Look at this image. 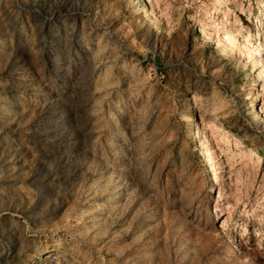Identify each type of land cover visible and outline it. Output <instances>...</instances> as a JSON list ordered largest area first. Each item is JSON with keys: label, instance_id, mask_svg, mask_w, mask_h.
Wrapping results in <instances>:
<instances>
[{"label": "rangeland", "instance_id": "obj_1", "mask_svg": "<svg viewBox=\"0 0 264 264\" xmlns=\"http://www.w3.org/2000/svg\"><path fill=\"white\" fill-rule=\"evenodd\" d=\"M263 64L264 0H0V264H264Z\"/></svg>", "mask_w": 264, "mask_h": 264}, {"label": "bare ground", "instance_id": "obj_2", "mask_svg": "<svg viewBox=\"0 0 264 264\" xmlns=\"http://www.w3.org/2000/svg\"><path fill=\"white\" fill-rule=\"evenodd\" d=\"M223 22H224V21H223ZM219 23H220V22H219ZM224 24H225V23H224ZM220 26H221V25H220ZM203 33H204V32H203ZM263 65H264V64H263ZM257 71H258V73H257L258 76H257V77H260V76H259V74H260L259 69H258ZM254 72H255V71H254ZM253 74H254V73H253ZM260 75H261V74H260ZM254 94H255V93H254ZM254 94H253V95H254ZM254 96H255V95H254ZM261 105H262V104H261ZM262 107H263V105H262L261 107H259V108H260V109H259L260 112L263 111ZM263 114H264V111H263ZM213 123H214V122H213ZM214 125L216 126V128H218V129L220 128V126H219V125H216V123H215ZM207 142H208V141H207Z\"/></svg>", "mask_w": 264, "mask_h": 264}]
</instances>
